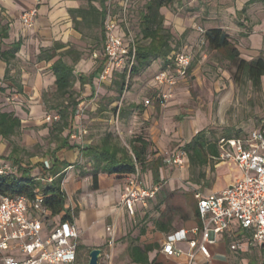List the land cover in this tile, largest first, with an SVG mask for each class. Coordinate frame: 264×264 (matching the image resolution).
<instances>
[{"label":"crops","instance_id":"obj_1","mask_svg":"<svg viewBox=\"0 0 264 264\" xmlns=\"http://www.w3.org/2000/svg\"><path fill=\"white\" fill-rule=\"evenodd\" d=\"M231 1L233 2L228 11L233 17L235 14L239 16L244 7L248 10V7L251 6L248 15L255 19L252 32L247 33L245 36L242 35V33H245L242 30L244 28L237 24L241 21L236 20V30L242 36L240 45H236V47L239 52L240 49L242 50L240 53L246 60H252L259 54L264 57V6L253 7L252 5L255 1H261L263 5L264 2L254 0V2L247 5L249 0ZM94 4L98 5L97 3ZM34 6V0H0V18L9 23V37L0 44V49L7 48L9 44L15 41H22L20 49L15 53V57L10 59L8 65L4 61H0V86L2 87H14L18 83L23 92L28 89L38 90V88L43 87V81L47 79L51 81L54 89H56L55 77L50 70L51 62L33 60V56L38 55L42 48L51 47L55 42L70 45L77 44L80 40L81 33L73 28L68 9L82 6L81 0H43L37 5V17L34 25L25 28L20 22V15ZM103 46L104 41L102 52ZM102 56H104L103 53L99 55L93 52L95 59H101ZM81 60L80 57L77 61L79 65H83ZM97 68L98 66L94 70ZM6 69H8L7 78H4ZM76 69L75 66L76 76L82 74V72L77 73ZM98 74L90 83H85L82 86L84 92L79 91L81 95H86L88 92L96 95L98 92L108 91L107 87L104 86H107V83H110L113 77L101 83L98 80ZM83 75L85 74L83 73ZM261 84L264 90V76L261 78ZM74 86L80 90L78 80L75 81ZM155 87L160 92L167 89L166 86L157 84H155ZM160 92L157 96L145 98L142 104H138L139 102L129 104V109L132 112L126 130L130 132L134 127L143 125L139 131L141 132V129H143L146 136L140 133L138 135L150 142L147 161H151L156 157H162L165 160L166 158L163 155L172 144L171 141L183 138L180 145L183 144L184 146L198 132L197 124L192 122L188 116H183L173 101L162 103ZM28 98L38 101L40 99L39 92L31 91ZM91 143L87 140L84 145ZM151 148L156 151L153 158H150ZM216 148L218 153L217 142ZM55 157L68 162L70 164L69 169L79 167L80 165H74L78 160V163L82 162L77 148H63L55 153ZM216 157L209 156L207 164L202 166L211 165L214 169V180L208 186H202L199 179H195L193 173L187 174L188 167H192L186 152L182 167L172 165L181 173L175 172L171 178L164 180V167L162 165L159 168L158 182L153 180L150 170L143 174L138 173V175L134 174L126 177L99 174L98 187L93 189L91 175L88 173L91 170L89 162H87L89 168L83 172L82 175L84 176L81 175V177H77L73 171H67V168L62 183L67 200H71L76 190H80V199L90 196L95 202L93 208H90L88 202L87 204L84 202L85 206L79 201L76 204L71 201V206L66 205L74 215V221L80 234L78 240L79 264H87L89 253L95 248L101 250L98 259L100 262L104 261L105 254L111 255L110 264H253L246 257L247 246L250 243L242 241L236 250H231V240L225 234L219 236L216 242L210 245L209 258H205L197 249L191 248L189 245L191 240L199 238V233L195 230L201 228L194 192L200 191L204 195L217 194L232 185L240 176V170L236 165L219 162L215 159ZM199 176L204 178L206 174L203 172ZM130 177L140 181L143 187L156 186L158 188L155 191L156 193L147 198L145 202H136L133 214L129 213L120 201L123 188ZM180 180H184V183H181ZM177 183L182 189L175 191L174 186ZM90 185L91 193L88 191ZM96 203L98 204L96 205ZM74 206H76L75 214L73 212ZM108 217L111 218L113 223V234L106 230L108 222V220L106 222V219ZM175 232H180L181 235L182 232H185V237L175 242V247L181 249L183 253L178 256H166L161 250L162 244L168 235ZM250 245L264 247V243ZM81 247L89 250L88 257L85 260L79 257ZM192 253L193 255L190 257L189 255Z\"/></svg>","mask_w":264,"mask_h":264},{"label":"rangeland","instance_id":"obj_2","mask_svg":"<svg viewBox=\"0 0 264 264\" xmlns=\"http://www.w3.org/2000/svg\"><path fill=\"white\" fill-rule=\"evenodd\" d=\"M146 1L130 0L127 6L128 21L122 25L126 37H132L137 45L147 44L139 32L140 12ZM232 2L231 0H176L171 6L161 8L164 25L173 35L171 46L174 50L170 55L179 51L187 52L191 57L192 64V68L183 82L172 88L166 103L173 101L183 116H188L192 122L197 124L198 131L204 130V137L211 143L217 142L222 137L234 135L237 131L243 135L247 134L264 120L263 87L261 90L255 89L246 73L237 69V62H230L220 51L211 50L204 34L198 30L199 28L204 31L215 27L222 28L239 46L242 36L236 30V20L238 19L245 25V28L242 29L244 32L251 33L255 19L248 15L251 6L248 7V10L241 11L239 16L235 14L233 17L228 11ZM81 3L82 6H86V0H81ZM112 5L113 9L117 8L116 2H113ZM252 5L253 7L264 6L261 1H255ZM70 46L81 52L83 65L76 62L77 73L82 72V74L88 75L99 66L100 59L93 57V52L102 54L99 29L90 30L82 27L79 42L70 44ZM240 52H242L241 49ZM260 55L262 54L258 56ZM37 56H33V60H37ZM240 57L245 59L241 53ZM71 58V56L65 57V60L71 62ZM134 66L137 64L135 63ZM166 67L164 60L159 58L152 60L148 66L139 67L137 73L127 74L124 81L120 74H115L110 83L104 86L108 91L98 92L96 95L90 92L81 95L84 89L79 90L74 86L73 91L77 93L81 110L75 117L71 130H79L80 133H75V137H70V142L86 144V141L89 140L95 144L99 143L107 133H111L118 138L122 145L128 147V142L134 135L140 133L146 136L143 129L141 132L139 131L143 125L134 127L130 132L126 130L132 112L129 109V104H136V102L142 104L145 98L157 96L160 91L156 90L154 76ZM122 82H124V89L120 94L118 87ZM7 89L5 92H0V111L14 112L21 120V129L16 136H12L8 140L0 136V168H6V165L10 166L8 157L14 155L25 167L33 166V171H38V164L50 157V150L54 146L48 142V128L51 122L46 120V116L55 114L54 107L61 99L56 95L51 81L47 79L43 81V87L38 90L28 89L23 92L18 83ZM31 91L39 92L40 99L38 101L28 98ZM134 125L136 126V124ZM182 140L183 138L171 141L172 144L164 152L163 157L172 158L173 153L175 154L180 148H183V144L180 145ZM155 153V149L151 148L150 158H153ZM163 167L164 180L171 178L175 172L181 173L171 164L165 163V160ZM88 168L87 162L82 160L79 167L68 168L67 171H73L77 177H81ZM213 170L211 165L196 166L188 167L186 172L188 175L193 173L195 179H199L202 186H208L214 180ZM203 172L206 177L201 178L199 174ZM140 174L143 173L140 172ZM180 182L184 183V180H180ZM163 187L165 188V186ZM181 189L179 183L174 186L175 191ZM88 191L92 192L91 185L88 186ZM80 193V190H76L71 200L66 201V205L71 206L72 202L76 204L79 201L84 206V202L86 204L88 202L90 208L95 207L93 206L95 202L90 196L83 200L80 199ZM75 208L76 206L73 207L74 214ZM61 215H56L54 219L58 221ZM106 222V230L113 234L111 218L108 217ZM247 248L246 257L249 261L253 264H263L264 247L260 248L249 244ZM88 251L81 247L79 257L83 260L87 259Z\"/></svg>","mask_w":264,"mask_h":264},{"label":"built area","instance_id":"obj_3","mask_svg":"<svg viewBox=\"0 0 264 264\" xmlns=\"http://www.w3.org/2000/svg\"><path fill=\"white\" fill-rule=\"evenodd\" d=\"M42 1L34 0L35 6L21 13L20 22L25 28L34 25L37 5ZM113 2L121 6L119 15L113 13ZM129 2L107 0L103 27L105 59L98 74L101 83L109 80L115 71L126 70L129 74L135 63V41L132 37L127 38L120 27L121 21L126 23ZM198 30L205 33L200 28ZM168 59L171 70L160 71L154 76L157 85L167 87L160 95L162 103L166 102L172 88L186 78L191 64L190 55L184 51L173 53ZM80 110L78 105L75 117ZM58 118L57 114L46 116L49 122ZM71 137H75V133ZM217 146L215 159L236 165L240 176L217 194L194 192L201 228L195 230L199 238L191 240L189 245L205 258L210 257V245L223 234L231 240V250H236L242 241L253 245L264 243V120L247 134L220 138ZM184 159L185 152L180 149L172 158L165 159V163L182 167ZM41 163L47 170L52 165V159L46 158ZM10 170V166L6 165V168H0V173ZM52 179L48 174L42 175L43 181L50 182ZM157 189L156 186L143 187L140 181L130 177L123 188L121 204L133 214L136 202H145ZM54 217L44 208L43 198L38 193L32 201L24 195L0 193V264H79L80 234L73 213L70 219L60 217L56 221ZM182 233L175 232L166 237L161 249L166 256L183 253L175 247V242L185 237V232ZM110 261L111 255L105 254L104 261L98 260V264H110Z\"/></svg>","mask_w":264,"mask_h":264},{"label":"trees","instance_id":"obj_4","mask_svg":"<svg viewBox=\"0 0 264 264\" xmlns=\"http://www.w3.org/2000/svg\"><path fill=\"white\" fill-rule=\"evenodd\" d=\"M107 0H86V6L77 8H69L68 13L71 16L73 28L82 33V27L93 30L99 29L100 41L103 43L104 20L106 16ZM176 0H147L144 8L140 12L139 32L141 38L147 41L145 45H137L135 52V63L129 73L135 74L139 71V67L148 66L152 60L163 59L166 63L164 70L170 71L172 68L168 57L174 50L171 43L173 35L164 25V16L161 14L162 7L171 6ZM264 2V0H262ZM254 2L249 0L247 5ZM97 3L98 5H95ZM113 9L115 15L121 12V6L116 3ZM245 7L242 9L244 11ZM129 15V10L127 11ZM128 18L126 17V22ZM125 22H120V27ZM238 26L245 28L242 22H237ZM123 30V29H122ZM124 31V30H123ZM125 32V31H124ZM248 32L242 33L243 36ZM9 37V23L4 22L0 18V44ZM204 37L207 45L211 50L220 51L230 62H237V69L243 71L248 76L253 87L261 90V78L264 76V57L258 56L256 59L246 60L240 57V52L230 36L219 27L206 30ZM22 41H15L5 49H0V61H4L7 65L10 59L15 57V53L20 49ZM180 45V44H179ZM180 52V51H179ZM103 53V52H102ZM177 53V52H176ZM172 55V54H171ZM72 57L71 62H67L65 57ZM81 52L71 48L69 44L55 42L49 48H42L37 56L38 61L51 62L50 70L55 80V92L60 102L54 107L55 114L59 116L58 120L50 123L48 128V142L53 144L50 150V158L52 165L45 170L42 163L38 164V171H33L32 167H25L20 159L14 155L9 156L10 168L8 172L0 173V193L5 195H24L30 201L35 198L38 193L43 198V206L50 213V216L61 215L62 219L71 218V210L66 207L67 196L63 189V179L65 170L70 164L64 160L55 157V153L63 148H77L81 159L91 164V175L93 189L98 187L99 174L130 176L136 173L146 172L150 170L153 180H159V168L163 165L162 157L153 158L147 161L150 142L145 140L141 135L132 137L128 142V147L122 145L118 138L111 133H107L100 139L99 143L72 144L70 137L72 133L79 131L71 130L75 122V114L77 106L80 104L77 99V93L73 91L76 80L80 82V90L85 83H90L103 66L105 57L102 56L100 64L96 70L88 76L83 74L75 75V64L80 59ZM190 64L188 72L191 70ZM163 71V70H162ZM8 69L5 71L4 78H7ZM120 74L124 81L127 75L126 70L113 72ZM98 77V76H97ZM9 86H0V92H5ZM124 89V82L118 87L121 94ZM21 129V120L12 111H0V136L8 140L12 136H16ZM241 135L237 131L234 135L226 136L236 137ZM188 155L189 163L192 168L202 167L207 164L208 157L217 156L216 142H208L204 137V130L198 131L192 139L185 143L182 148ZM79 166L80 163H75ZM48 174L53 177L52 181L42 180V175ZM264 264V262H263Z\"/></svg>","mask_w":264,"mask_h":264},{"label":"water","instance_id":"obj_5","mask_svg":"<svg viewBox=\"0 0 264 264\" xmlns=\"http://www.w3.org/2000/svg\"><path fill=\"white\" fill-rule=\"evenodd\" d=\"M101 255V250L98 248L92 249L89 253V260L87 264H98V259Z\"/></svg>","mask_w":264,"mask_h":264}]
</instances>
